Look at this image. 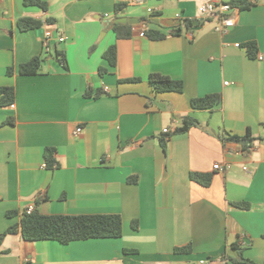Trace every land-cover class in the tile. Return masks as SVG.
<instances>
[{"label":"crops","instance_id":"0c3cea01","mask_svg":"<svg viewBox=\"0 0 264 264\" xmlns=\"http://www.w3.org/2000/svg\"><path fill=\"white\" fill-rule=\"evenodd\" d=\"M44 1L46 12L0 1V88L15 89L14 104L0 105V236L29 207L42 215H120L123 235L62 244L25 241L18 230L5 237L0 264H243L241 256L264 264V1L236 8L228 33L200 8L231 0H149L119 14L121 0ZM22 18L44 25L23 32ZM118 18L149 20L167 36L150 40L127 24L120 32L129 37L118 38ZM155 19L193 26L169 35L173 27L162 30ZM248 43L257 46L255 58ZM111 46L115 66L104 58ZM34 57L41 72L21 75ZM154 74L181 81L184 91L156 94ZM99 91L106 94L96 98ZM210 94L222 96L214 110L192 108ZM188 116L199 125L174 135ZM248 132L251 153L227 140ZM192 174L212 182L203 186Z\"/></svg>","mask_w":264,"mask_h":264},{"label":"trees","instance_id":"16d2710c","mask_svg":"<svg viewBox=\"0 0 264 264\" xmlns=\"http://www.w3.org/2000/svg\"><path fill=\"white\" fill-rule=\"evenodd\" d=\"M264 1V0H263ZM26 7H38L44 12L48 10V4L44 0H23ZM229 4L232 7L240 10H247L255 5L251 0H231ZM125 4H118L116 6V13L119 14L124 11ZM43 22L34 18H22L18 22V27L21 31L27 32L34 29H39L43 26ZM183 26L191 29L192 21H184ZM182 25L173 27L169 35H178L182 33ZM113 29L117 33L118 38L129 37V34L122 33V28H129L130 25L113 24ZM164 30V27H161ZM147 36L150 40H162L166 38L167 34L156 29H149ZM248 55L252 58L256 57L257 46L255 43L246 44ZM58 60L65 65L64 56L62 53H57ZM104 58L110 64L115 66L117 63V49L116 46H111L104 54ZM42 59L41 57H34L29 62L22 64L19 67V73L24 76H34L41 72ZM107 70L100 68V73L103 74ZM8 74L13 75L14 69H8ZM139 81V80H137ZM149 83L156 94L162 93H182L184 91L183 83L175 81L167 76L154 74L150 76ZM103 91H99L95 97L100 98L105 95ZM87 97L91 95L86 94ZM15 102V89L12 87L0 88V105L10 106ZM222 103V96L220 94H210L202 98L192 100L191 106L194 110H214ZM12 122V121H10ZM184 125L174 131V135L188 132L192 127L198 126V121L193 117H185L183 119ZM229 142L241 144L244 150H248L252 144L251 134L244 137L230 136L227 139ZM161 144L166 149L167 139H162ZM53 150H49L51 152ZM50 167H56L57 163L52 159L48 163ZM192 180L208 186L212 182L211 176L192 174ZM247 207V206H246ZM15 213H10L13 215ZM20 230L25 241L36 242L41 240H54L62 244H69L74 241H85L90 239H106V238H120L123 235V219L120 215H80V216H66V215H42L37 211L32 214H24L19 225H15L7 229L0 236V248L6 236L13 234ZM238 263L255 264L241 256L236 260Z\"/></svg>","mask_w":264,"mask_h":264},{"label":"built area","instance_id":"2783aa9c","mask_svg":"<svg viewBox=\"0 0 264 264\" xmlns=\"http://www.w3.org/2000/svg\"><path fill=\"white\" fill-rule=\"evenodd\" d=\"M2 1V0H0ZM149 0H121V2L127 6H146V4L148 3ZM153 9L148 7L147 8V13L149 16L152 15L153 13ZM236 11L235 7H232L228 2H223V1H219V2H208L206 4H203L200 8V12L202 15L204 16H215L218 17L220 19V24L217 28V30L219 32L222 33H228V31L230 29H232L233 27H235L236 25V21L235 19L232 17V13ZM177 18L180 19V15H177ZM137 25V24H136ZM136 27H138L140 29V31L146 33L149 30V20L144 21L143 23L139 25H137ZM54 38V33L51 29H47L45 32V38L43 41V49L45 52H50L51 50V43H52V39ZM58 39H60L61 41L64 40V37H59ZM236 47H240L239 44H236ZM261 60L263 59L261 56L259 57ZM229 83H226V85H228ZM263 127H264V123H263ZM82 128H78L76 130V134H80L82 132ZM164 134L169 133V129H164L163 130ZM252 151V147H249L248 152L251 153ZM214 169H219L220 171H223L224 168H222L220 165H215ZM246 170V168H245ZM34 212V208L33 207H29L25 213L30 215Z\"/></svg>","mask_w":264,"mask_h":264},{"label":"water","instance_id":"95a60500","mask_svg":"<svg viewBox=\"0 0 264 264\" xmlns=\"http://www.w3.org/2000/svg\"><path fill=\"white\" fill-rule=\"evenodd\" d=\"M138 22L137 19H128V18H118L114 21V23L117 24H123V25H135ZM154 23L165 27V28H170V27H175V26H179L181 25V21L180 20H160V19H155L153 20ZM200 23V21L195 22V25H198Z\"/></svg>","mask_w":264,"mask_h":264}]
</instances>
